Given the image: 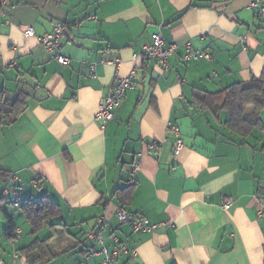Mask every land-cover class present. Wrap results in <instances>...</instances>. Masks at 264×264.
Returning a JSON list of instances; mask_svg holds the SVG:
<instances>
[{"label":"crops","instance_id":"obj_1","mask_svg":"<svg viewBox=\"0 0 264 264\" xmlns=\"http://www.w3.org/2000/svg\"><path fill=\"white\" fill-rule=\"evenodd\" d=\"M251 2L0 4V92H22L27 101L14 123L0 127V192L11 174L22 187L0 201L4 264H30L21 249L48 238L59 255L45 264H100L103 255L90 253L117 244L135 252L121 253L117 264H264V110L263 128L240 138L226 126L227 110L213 113L196 100L199 90L219 92L264 73V22ZM58 24L64 26L67 66L24 34L27 27L46 34ZM154 33L162 34L166 46H178L167 69L140 56ZM188 44L211 60L185 62ZM134 65L135 86L122 106L111 121L97 120L102 100ZM172 126L183 141L178 155ZM137 160L141 167L134 172ZM129 185L131 196L122 199L117 193ZM44 196L62 209V218L41 230L50 227L51 238L33 234L22 209L10 204ZM120 210L155 229L134 231L119 221ZM6 212L21 231L14 240L5 234Z\"/></svg>","mask_w":264,"mask_h":264},{"label":"trees","instance_id":"obj_2","mask_svg":"<svg viewBox=\"0 0 264 264\" xmlns=\"http://www.w3.org/2000/svg\"><path fill=\"white\" fill-rule=\"evenodd\" d=\"M2 2L4 0H0V4ZM253 11L255 12V10ZM255 14L261 19L256 12ZM196 100L213 113L227 110L229 118L226 126L228 129L237 137L247 138L256 129L263 128L260 113L264 110V73L260 78H253L247 84L237 83L219 92L211 93L199 90L196 93ZM26 107L27 101L24 93L20 92L14 97L6 95L3 91L0 92V127L14 123L20 114L26 110ZM7 177L9 176L7 175ZM132 190L133 186L129 185L124 190L118 191L117 195L122 192L119 195L124 199L131 196ZM21 199L26 201V204H22L20 208L30 224L33 234L40 232L51 221L62 218L60 205L52 201L48 196H44L37 201ZM122 199V203H125L126 200ZM6 217L8 225L5 228V234L9 239L14 240L16 239V225L7 212ZM48 241L49 238L44 240L36 239L29 246L21 249L30 264H45L59 255L51 250Z\"/></svg>","mask_w":264,"mask_h":264},{"label":"built area","instance_id":"obj_3","mask_svg":"<svg viewBox=\"0 0 264 264\" xmlns=\"http://www.w3.org/2000/svg\"><path fill=\"white\" fill-rule=\"evenodd\" d=\"M250 7L255 10L257 15L264 21V2L262 0H252ZM24 34L27 37H35L38 42L52 55L54 59L58 61L59 64L63 66H67L71 63V59L63 55L62 53V46H61V39L63 37V25L58 24L54 27L52 32L38 35L33 27H27L24 30ZM152 43L144 45L142 47L140 56L143 59H157L159 63L168 68V61L170 56L178 49L176 44H171L166 46V41L161 33H154L151 36ZM187 53L184 56V61L189 62L190 60H200V59H207L211 60V56L205 52H194L191 46L187 45ZM136 57V56H135ZM120 63V60H116V65ZM137 77V65H134V68L129 73L127 77L118 78L112 93L106 97L100 103L99 111L97 114L96 119L101 120L104 123L111 121L114 117V110L120 106H122L123 101L126 98L127 92L134 88L135 81ZM170 131L175 136V142L173 147L174 155H178L182 148H183V141L181 139L180 129L177 126H172ZM152 150L157 149L156 144L151 145ZM141 163L137 160L134 163L133 170L137 172L140 170ZM8 187L3 191L0 192V201H8L9 200V193L10 189L15 193L21 191V181L16 174H11L8 180ZM39 184V181L36 182ZM12 186V187H10ZM11 205L15 208H20L22 204H26V201H22L21 198H16L10 201ZM230 204L226 203L224 205L225 209H229ZM263 212L260 211V214ZM117 217L121 223L130 224L131 228L136 232H149L155 229V226H150L148 221L144 218L138 217H131L127 212L124 210H120L117 213ZM103 220L101 219L99 223H102ZM21 234L20 230H16V238H18ZM95 235L90 234L89 237L93 238ZM117 240V239H116ZM121 253H128L134 255L135 252L130 250L126 245L117 244L112 251H109L106 247H103L101 250L92 251L91 255H103V261L100 264H117ZM0 264H4L3 260L0 258Z\"/></svg>","mask_w":264,"mask_h":264},{"label":"rangeland","instance_id":"obj_4","mask_svg":"<svg viewBox=\"0 0 264 264\" xmlns=\"http://www.w3.org/2000/svg\"><path fill=\"white\" fill-rule=\"evenodd\" d=\"M10 211H13L12 208L10 209ZM16 213H18V212H16ZM52 234H54V233L51 230V228L49 227V228H45L43 231H41V233L38 236L42 237V238H47L48 236H52ZM64 236H65V234L62 233L57 238H55L57 240L53 242L54 244L52 243V246L54 247L55 245L60 244L62 242V240L64 239L63 238Z\"/></svg>","mask_w":264,"mask_h":264}]
</instances>
